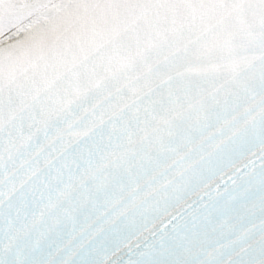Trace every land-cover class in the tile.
<instances>
[{
    "label": "snow or ice",
    "instance_id": "obj_1",
    "mask_svg": "<svg viewBox=\"0 0 264 264\" xmlns=\"http://www.w3.org/2000/svg\"><path fill=\"white\" fill-rule=\"evenodd\" d=\"M0 264H264V0H0Z\"/></svg>",
    "mask_w": 264,
    "mask_h": 264
}]
</instances>
